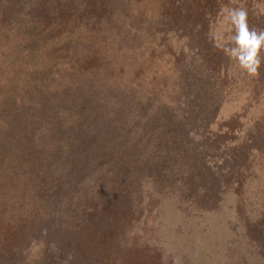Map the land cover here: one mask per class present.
<instances>
[{
	"label": "rangeland",
	"instance_id": "374dc122",
	"mask_svg": "<svg viewBox=\"0 0 264 264\" xmlns=\"http://www.w3.org/2000/svg\"><path fill=\"white\" fill-rule=\"evenodd\" d=\"M224 8L264 30V0H0V264H264V48L255 77L225 55ZM26 191L74 197L48 224Z\"/></svg>",
	"mask_w": 264,
	"mask_h": 264
},
{
	"label": "trees",
	"instance_id": "16d2710c",
	"mask_svg": "<svg viewBox=\"0 0 264 264\" xmlns=\"http://www.w3.org/2000/svg\"><path fill=\"white\" fill-rule=\"evenodd\" d=\"M78 52H83L82 50H80L79 48V45L77 44V48H75L73 51H72V58L74 60L76 54ZM112 121H115L112 119ZM86 124V123H85ZM85 124L81 123L79 124L80 126H78L76 129H75V133L78 135V133L80 132L81 129H79L81 126L82 129L85 128ZM68 127H65L64 125H61V126H58L56 127V123L54 125H52L51 127H49L48 129H56V130H61V132H65L64 129H66ZM61 136L63 135H59L58 138H60ZM81 136H64L63 138H66V139H74V142L73 143H70L71 145L68 146V145H65L63 147L60 148V151L58 149L57 153L62 156L63 158L64 157H69V160L71 161H78L80 162L77 158L80 156L79 152H77V147L74 146V144H77V142L79 141H84V145L86 146L87 145V149L88 148H91V144H92V141L93 140H96V137L94 136L92 139L91 137L90 138H85V137H82L80 138ZM52 139V138H51ZM28 140L25 138V136L23 135H20L16 138V144H19L18 146L16 145H13L11 148V151L14 155H17L18 157L22 158V159H18V161L20 160V162L24 165H28V171L26 170V172H28V176L33 178L35 182L37 181H41V170L38 168L37 164H36V161H34V159L32 158V156L28 153H26V155L24 154L23 152V149H21V147H23L25 145V147L28 146ZM50 143V142H49ZM78 145V144H77ZM141 145L136 141L133 145V147L131 148V151L129 152H126L125 150H122V155L123 156H117L115 155L116 157H123V158H118V159H115L116 161L115 162H118V163H121V165H123V167H116L117 170H122L123 168L126 170L127 168H130V169H133L135 166L133 165L135 163V158H137V154H135L136 152H140L142 146L140 147ZM20 147V148H19ZM53 147V146H52ZM91 153V151H90ZM132 157L130 159H127L129 157ZM17 160V159H15ZM128 161L131 162V165H129ZM129 165V167H128ZM70 168V167H69ZM64 170V171H63ZM109 172L106 171L105 173V170H103V175H104V187H103V193H107V196H105L106 200H109V198L111 197V195L113 196H117V193L120 194V196L122 197V195L127 191L126 188H122L120 189L119 191H115L114 188L116 186V184H111V182H109V177L108 175ZM46 178H44V181L47 179L50 180L51 183H54L53 185L50 186V189H53V190H56L58 187L60 188V190L62 192L63 191V188L65 189V191H68V189L66 187H68L71 183H73L75 181V179L73 178L72 174H71V171L70 169H67V168H63L62 170L58 167H55V170L54 171H51L50 174H46L45 176ZM101 178V177H99ZM114 179V178H112ZM75 183V182H74ZM61 186V187H60ZM28 196L25 197L27 200H28V205L31 206L32 205V209L35 210L36 212L40 209L43 210V213L44 215L46 216V221L48 222V224L50 223L51 219L48 221V213L52 210V208L50 207L51 204H54V207L56 209V211H59L61 209H63L64 211L67 210L69 208V203H70V206L73 202V194L72 195H69V194H66V195H62V199H63V203L61 204H57V203H50V204H47L46 203V199H41V191H37V195L35 194V192H31V195L28 194V192L26 191L25 192ZM34 193V194H32ZM75 195V193H74ZM14 196V195H13ZM101 198V196H99ZM20 198L21 197H18L17 200L15 199L14 200V203H13V208L14 210H20V206L18 205V203L20 202ZM65 201H69V203L66 202L67 204V208L65 206ZM27 203V202H26ZM72 208V207H71ZM26 209L27 207L24 209V211L26 212ZM71 212V211H70ZM70 212H68V214H70ZM45 221V222H46Z\"/></svg>",
	"mask_w": 264,
	"mask_h": 264
},
{
	"label": "clouds",
	"instance_id": "9594fccd",
	"mask_svg": "<svg viewBox=\"0 0 264 264\" xmlns=\"http://www.w3.org/2000/svg\"><path fill=\"white\" fill-rule=\"evenodd\" d=\"M225 19L232 25L233 34L228 44L217 41L216 46L230 57L238 61L239 66L250 76H258L262 59L261 49L264 48V30L250 29L247 12L243 8L221 10Z\"/></svg>",
	"mask_w": 264,
	"mask_h": 264
}]
</instances>
